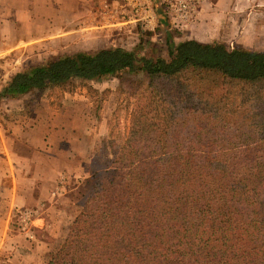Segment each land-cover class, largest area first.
Listing matches in <instances>:
<instances>
[{
  "label": "trees",
  "instance_id": "trees-1",
  "mask_svg": "<svg viewBox=\"0 0 264 264\" xmlns=\"http://www.w3.org/2000/svg\"><path fill=\"white\" fill-rule=\"evenodd\" d=\"M163 47L53 57L2 91L113 77L123 92L125 74L145 75L129 84L128 134L46 264H264V50Z\"/></svg>",
  "mask_w": 264,
  "mask_h": 264
},
{
  "label": "rangeland",
  "instance_id": "rangeland-1",
  "mask_svg": "<svg viewBox=\"0 0 264 264\" xmlns=\"http://www.w3.org/2000/svg\"><path fill=\"white\" fill-rule=\"evenodd\" d=\"M174 1L0 0V181L9 185L12 179L8 152L22 195L13 207L0 208V264H46L60 248L89 185L108 166L115 150L111 141L117 144L128 134L136 102L129 84L136 89L145 79L142 72L125 74L123 92L117 78L102 77L1 96L15 74L53 57L106 47L149 44L164 55L165 35L175 43L189 36L264 50V0H194L183 28L166 15ZM145 5L161 14L154 32L138 20Z\"/></svg>",
  "mask_w": 264,
  "mask_h": 264
},
{
  "label": "built area",
  "instance_id": "built-area-1",
  "mask_svg": "<svg viewBox=\"0 0 264 264\" xmlns=\"http://www.w3.org/2000/svg\"><path fill=\"white\" fill-rule=\"evenodd\" d=\"M193 3L194 0H175L169 3L166 15L168 17L170 16L169 19L173 26L178 28L189 26V21L194 13ZM139 14L138 20L141 21V28L154 32L161 18V14L155 12L151 6L149 7L147 5L139 10Z\"/></svg>",
  "mask_w": 264,
  "mask_h": 264
},
{
  "label": "crops",
  "instance_id": "crops-1",
  "mask_svg": "<svg viewBox=\"0 0 264 264\" xmlns=\"http://www.w3.org/2000/svg\"><path fill=\"white\" fill-rule=\"evenodd\" d=\"M189 35V33H187ZM192 34V33H191ZM191 39L189 36H186L185 39ZM41 142L43 143V146H46V143L44 140H41ZM10 155L7 152V160L9 161V166L7 167V170L9 175L12 176V179H10L9 181V185H6V183L0 181V190H2V192L0 193V208L2 210V206L3 205H9L8 207H13L15 204H17L18 199L22 198L21 192L19 191V188L17 187V180L14 177V174L17 173V169L15 164L12 163V159L10 158ZM30 163V161H29ZM25 195L28 197H30L31 195H29L28 193H25ZM8 210V209H7ZM10 210V209H9ZM10 213V212H9ZM7 214V213H6ZM0 216H2V212L0 211ZM38 220H42V219H38ZM7 223H6V227H7ZM41 226H39L40 228ZM3 233L5 231V229L2 230ZM27 254V258L31 256H33V254L31 252L26 253ZM28 263V262H25ZM24 264V263H22Z\"/></svg>",
  "mask_w": 264,
  "mask_h": 264
}]
</instances>
